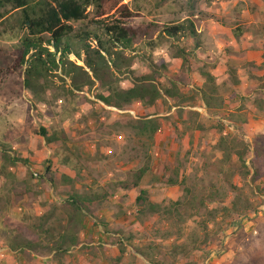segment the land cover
Wrapping results in <instances>:
<instances>
[{"label": "trees", "instance_id": "16d2710c", "mask_svg": "<svg viewBox=\"0 0 264 264\" xmlns=\"http://www.w3.org/2000/svg\"><path fill=\"white\" fill-rule=\"evenodd\" d=\"M119 2L0 0V19L12 10L19 11V26L24 31L20 37L16 60L10 68L0 63V83L5 74L18 70L22 74L23 87L40 104L44 103L41 93L53 83L52 77L58 78L66 93L81 95L80 103L101 102L106 106L126 110L133 102L149 108L162 100L168 103V111L174 107L172 117L139 113L136 117L123 118L118 122L119 126L130 137L148 147L153 145L164 120L171 118L172 129L180 135L188 133L192 137L193 131L202 130V124L198 120L199 112L185 110V106H194L197 100L208 111H220L225 106V98L219 93L220 84L208 69L210 61L199 56L203 54L199 50L197 31L201 20L194 17L192 12L186 18L163 24L160 28H156V23L145 24L142 28L127 27L117 21L103 26V32L93 36L94 45L85 42L76 46L73 43L69 35L70 20L85 18L86 8L91 4L99 9V15L122 10L123 16H130L126 4L118 5ZM238 20L232 28L234 36L238 38L243 32H250L252 37L249 46L262 48L263 60L260 64L246 61L242 65L246 79L252 84L245 89L247 95H237L238 104L233 110L235 114L227 115L236 121V113L245 108L254 118L262 117L264 120V74H257L264 66V41L260 38L264 26ZM136 39H140L142 44L135 48L133 44H136ZM78 41H82L80 36ZM163 48L170 51L171 58L181 59L177 71L170 72L162 57L154 59L153 52ZM125 49L132 52L125 53ZM69 54L82 64L70 59ZM226 73L224 84L235 87L240 83L237 66L228 64ZM195 76L202 79L199 85L193 81ZM183 87L188 89L184 91ZM87 93H91L93 99ZM99 115L92 108L84 116L96 118ZM239 119V124L247 121L246 116ZM217 124L213 148L221 152L217 162L218 171L221 172L224 165H227L223 182H205L200 178L192 180L180 174L178 169L169 174L166 172L168 166L164 165L165 172L159 181L164 185L179 187L180 196L154 201L148 189L139 188L134 200L135 212L131 218L128 217L135 218L141 225L145 221L148 224L137 230L131 226L111 232L103 228L104 232L110 234L108 241L116 244L118 249L116 256L103 257L104 261H109V264H200L196 256L203 259L209 252L210 240L215 236L216 229H221V223L226 218L233 213L247 215V212L256 210L254 197L260 199V205L264 202V143L260 136L247 142L234 132L222 133L223 124L220 119ZM39 133L46 142L53 143L57 150L64 152L60 162L70 167L74 175L70 176L63 171L52 172L49 165L43 164V174L38 172L37 178L27 167L23 178H14L12 174L1 178L0 241L20 256L23 264H32L34 255H48L51 260L49 263L52 264H68L65 257L70 247L82 241H91L92 238L83 240L81 237L82 222L87 216L95 217L94 211L103 207L108 193L90 194L75 188L76 178H82V168L93 166L87 159L79 167L70 165V155L74 154L78 159L82 157L77 151H72V143L61 127L51 126L47 134L48 131L40 126ZM151 159V155L145 152L143 163L131 173V178L123 179L117 187H138L151 169ZM17 160L28 163L26 159L11 157L3 151L0 172H4L7 165ZM234 174L240 177L238 185L233 181ZM49 189L53 190L54 199L47 198ZM228 192L234 198L226 202L224 198ZM35 203L47 208L38 213L34 208ZM213 203L216 206H210ZM14 209L18 212L16 222L9 217ZM187 219H196L198 227L192 229L185 240H181L183 223ZM207 221H216L215 231L209 230ZM80 246L89 249L90 253L97 251L101 256L104 255L105 247L101 244Z\"/></svg>", "mask_w": 264, "mask_h": 264}, {"label": "rangeland", "instance_id": "374dc122", "mask_svg": "<svg viewBox=\"0 0 264 264\" xmlns=\"http://www.w3.org/2000/svg\"><path fill=\"white\" fill-rule=\"evenodd\" d=\"M247 2L250 1L120 0L118 5L126 4L127 10L131 12L130 16H123L122 10H112L108 14L99 15L96 5H89L86 8L85 18L68 22L71 26L69 35L76 46L85 42L94 45L93 36L101 34L103 26L113 22L118 21L127 27L141 28L145 24L156 23V28H160L163 24L171 21L182 20L193 12V16L201 20L198 30H200V48L204 54L199 56L206 57L205 59L210 61L211 65L208 69L215 74L212 75L220 84L219 93L225 98V106L232 112L225 108L220 111H208L201 106L202 102L197 100L194 108L189 106L185 107V110L199 112L198 120L202 124V130L193 131L192 137H189L188 133L180 135L178 131L172 129V118L164 120L163 126L155 135L153 145L148 147L140 144L136 138L130 137L118 122L123 118L136 117L139 113L165 114L168 111V103L160 100L155 106L144 108L139 102H133L132 106L126 110L106 106L101 102L97 104L80 103L81 95L66 93L58 78L52 77L53 83L41 93L44 103L40 104L35 102L30 91L23 87L22 74L18 70H11L3 76L0 83V168L3 151L11 157L26 159L28 163L25 164L17 160L14 164L7 165L4 172H0V187L3 185L1 178H6V174H12L14 178L25 177L27 173L25 167L32 174L33 172L43 174L44 167L41 166L43 164L49 165L52 172L63 169L59 161L64 152L57 150L53 143L46 142L39 133L40 126L48 131L47 134H49L51 126L61 127L66 132L72 143V151H77L82 157V159H78L74 154L70 155V165H74L76 168L80 166V163H85L86 159L92 162L93 168H82L80 171V173L84 172L82 176L131 178V173L143 163L144 154L148 152L152 158L150 160L151 169L144 175L141 183L151 190L154 200L160 199L163 195L167 197V192L175 194V198L181 194V189L176 185L171 187L161 184L159 181L160 176L165 172L164 165L168 166L166 172L169 174H173L178 169L180 174L192 180L200 178L205 182H223L226 177L227 165H224L221 172L218 171L219 164L217 162L221 152L213 148L217 134V120L220 119L223 124L222 133L224 134L234 132L247 142L260 136L264 143V120L262 117L254 118L245 108H241L240 112L236 113V121H232L231 115H227V112L235 114L233 110L238 104L237 95H247L245 89L252 84L246 79L242 64L238 67L240 83L235 87L224 84L227 77L226 71L223 72L222 69L215 68L218 61L220 66L224 64L223 59L227 55V50L245 45L243 36L245 32L238 38L232 32V28L239 21L238 19L243 21V19L259 18L261 22L256 23H261L264 26L262 23L264 22V0H257L258 11L251 12L252 17L249 12L248 14L245 12ZM262 32H264V28ZM23 34L24 31L19 26V11L12 10L0 19V63L3 66L10 68L16 60L20 50V37ZM78 36L82 41H78ZM135 42L136 44H133L135 48L142 44L140 39H136ZM130 52H132L130 49H125V53ZM69 57L82 64L72 54H69ZM153 57L155 60L162 57L167 62L170 72H175L180 67L181 59L171 58L170 51L167 49H156L153 52ZM230 58L232 62L240 60L235 57ZM257 74H264V66L257 71ZM193 81L199 85L202 79L195 76ZM124 82L127 83V80ZM182 89L186 91L188 87ZM87 96L93 99L91 93H87ZM92 108L100 115L96 118L84 116ZM239 116H246L247 121L244 124L237 123L240 121ZM168 117H172V113ZM239 178L238 175H233V181L237 185L241 182ZM233 198L234 195L228 192L224 201L227 202ZM259 200L258 197L253 198L256 210L247 212V215L233 213L231 217L221 223V229H216L215 236L210 240L208 246L211 249L209 252L203 259L196 256V260L200 264H264V202L260 205ZM210 206H216V204L213 203ZM123 207L125 214H129L131 218L135 212V206L130 200V195L124 198ZM16 216H18V212L17 209H14L9 217L16 222ZM217 217L219 218V216ZM195 220L187 219L183 223L181 240H185L191 230L198 227ZM215 222H206L211 232L215 231ZM106 253L113 256L118 252L114 246L108 247ZM72 257L74 256L69 257L68 264H78V260L72 259ZM0 264H23V260L16 253L9 252L0 258ZM33 264H39L38 260L36 259Z\"/></svg>", "mask_w": 264, "mask_h": 264}, {"label": "crops", "instance_id": "0c3cea01", "mask_svg": "<svg viewBox=\"0 0 264 264\" xmlns=\"http://www.w3.org/2000/svg\"><path fill=\"white\" fill-rule=\"evenodd\" d=\"M249 1L250 2H247L248 4L246 6L245 12L247 14H248V12L250 14H251V12L256 13L258 11V6H256L257 0H249ZM247 7H249V8H247ZM256 8H257V10H256ZM255 13H253V14H255ZM251 17H252V14H251ZM254 17H257V16L254 15ZM243 21L252 22L254 24H261V23H256V22H261V20H259V18L258 19L252 18L249 20L243 19ZM262 23H264V22H262ZM197 31L199 33V38H200V30H198V28H197ZM243 36L245 39V43H244L245 45L240 46V48L239 47L231 48L230 49L231 52L227 51L226 52L227 55L223 59L224 64L222 66H220L219 65L220 62L218 61L219 63L216 62L217 67L215 66V68L222 69V71L224 72V71H226V67L228 64L229 65H235V66L239 67L240 64L243 65L246 61H254L256 64H260L262 62L263 59L261 58V54L263 53V49L262 48H252L249 46L250 45V39L252 37L250 32H245ZM260 38H261V40L264 41V32H262ZM200 46H201V44H200ZM200 46H199V50H201L202 53L204 54V51L200 48ZM233 52H235V53H233ZM230 57H235V58H238L240 60H237L238 62H234V61L232 62ZM218 65H219V67H218ZM210 72H211V74L215 75L212 70H210ZM158 101H160V100H158ZM168 102H170V101L168 100ZM225 105H226V103H225ZM201 106H203L205 108V106L203 104ZM185 107H189V106H185ZM194 107L195 106H193L192 108H194ZM224 108L226 110H229V111L231 110V109H228V107H226V106H224ZM173 109H174V107H172L170 111L172 112ZM170 111L165 112V114L154 113V115H157V116L169 115L171 113ZM230 112H232V110ZM227 113H229V112H227ZM150 115H153V114H150ZM195 131H197V130H195ZM60 164L62 165V168H63L61 171L65 172L66 174H68L70 176L74 175V171L72 169H70L65 164H62L61 162H60ZM83 174H84V172L80 173L81 176ZM143 179L144 178H142L141 182L143 181ZM122 180H123L122 178H91V177H88L87 175L82 176V178H76V181L74 183L75 188L87 191L90 194L104 193L105 191H107L108 194L106 196V202L103 205V207L94 211L95 217L87 216V217H85V219L82 222L81 237L83 238V240L92 238L91 241L85 242V243L82 241L78 245L70 247V250L67 252V255L65 257V260L67 263L69 262V257L74 256V257H72V259L73 258L75 260L77 259L78 264H83V262H84V264H100L101 262H103L104 264L105 263L109 264V261H104L103 257H107V258L111 257L106 253V251H107L108 247H114V246L116 247V244L108 241L110 238V234L108 232H104L103 228L105 230H108L111 232V231L118 230L121 227L131 226V228L133 227L132 228L133 230H137V229L143 228V226H145V227L147 226V224H148L147 221H145V223L143 225H141L137 220L132 218L133 219V222H132V219H130L128 217L129 214H125V210L123 207V201H124V198H126V196L130 195V200L133 201V203H134V200H135L136 195L138 194L139 188L148 189V191L150 192V198L152 199L151 190L149 188L143 186L141 182L139 183V186L135 187V188H129V189L118 188L117 185ZM169 186L172 187L174 185H169ZM52 191H53L52 189H49L48 194H46L47 198L50 200L52 198L54 199ZM117 196H119V197L117 198ZM167 197L171 198V199H176L175 194H172L170 192H167ZM163 198H164V195L161 196V198L158 200H154V199H152V200L160 201ZM34 205H35L34 208L37 210L38 213H41L42 211H44L47 208V206L41 207L37 203H35ZM36 205H37V207H36ZM122 211L124 213H122ZM83 244L87 245V246L98 245V244L103 245L105 247L104 255L101 256L99 253H97V251L95 253H90L89 249H82L80 245H83ZM116 249H117V247H116ZM10 252H12V251L10 250ZM117 252H118V249H117ZM12 253H15V252H12ZM117 254H114L113 256H116ZM36 259L38 260L39 264H45V263L49 264V262H51L50 257L48 255L47 256L34 255V258L32 260V264L34 263V261H36Z\"/></svg>", "mask_w": 264, "mask_h": 264}, {"label": "built area", "instance_id": "2783aa9c", "mask_svg": "<svg viewBox=\"0 0 264 264\" xmlns=\"http://www.w3.org/2000/svg\"><path fill=\"white\" fill-rule=\"evenodd\" d=\"M33 175L36 177L37 173L33 172ZM9 252H10V250L6 246H4L3 244L0 243V258H3L5 256V254H7ZM49 264H52V263H49Z\"/></svg>", "mask_w": 264, "mask_h": 264}]
</instances>
